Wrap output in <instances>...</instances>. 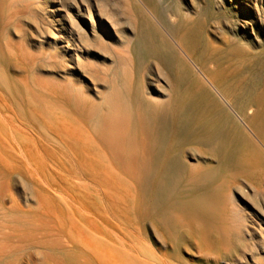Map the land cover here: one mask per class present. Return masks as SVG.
Segmentation results:
<instances>
[{"label": "bare ground", "instance_id": "1", "mask_svg": "<svg viewBox=\"0 0 264 264\" xmlns=\"http://www.w3.org/2000/svg\"><path fill=\"white\" fill-rule=\"evenodd\" d=\"M239 11L0 0V264H264V49Z\"/></svg>", "mask_w": 264, "mask_h": 264}, {"label": "rangeland", "instance_id": "2", "mask_svg": "<svg viewBox=\"0 0 264 264\" xmlns=\"http://www.w3.org/2000/svg\"><path fill=\"white\" fill-rule=\"evenodd\" d=\"M211 1H213L214 10L222 11L230 26L235 24V19L238 18L237 14H242L239 11L241 10V8L250 6L254 14L257 11L258 15H256L257 17L253 19L254 22L249 21V18L246 17V20L250 22L253 27V31L252 34L250 33V37H252V39L254 38V40H252V45L247 41V46L250 47V49H252L254 52H261L262 49H264V45H257L260 42H264V0H229L230 2L233 1V3H230L228 0ZM198 3H201V0H198ZM216 5H218L219 10H217ZM255 38L257 39V41L255 40ZM253 44L256 45L253 46Z\"/></svg>", "mask_w": 264, "mask_h": 264}]
</instances>
